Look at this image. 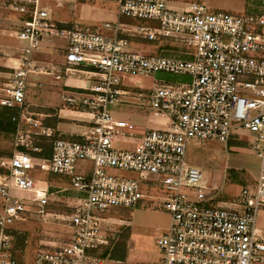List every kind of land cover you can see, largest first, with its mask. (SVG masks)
Listing matches in <instances>:
<instances>
[{
	"label": "built area",
	"instance_id": "built-area-1",
	"mask_svg": "<svg viewBox=\"0 0 264 264\" xmlns=\"http://www.w3.org/2000/svg\"><path fill=\"white\" fill-rule=\"evenodd\" d=\"M115 1L119 23L99 29L55 23L40 0L11 5L27 19L17 36L24 44L21 65L0 99V105L16 109L12 121L17 125L15 154L0 157V169L7 171L0 176L1 250L11 248L10 228L25 221V214L44 221L51 215L48 189L38 188L29 174L39 170L68 179L83 196L58 218L70 229L67 240L43 244L34 264H109L117 234L102 230L104 217L138 206L143 188L156 185L167 190L164 208L172 217L169 231L158 241L161 264H264L259 224L264 211V15L216 12L206 0L187 3L184 11L172 10L169 0ZM56 39L64 42L58 50L66 71L90 74L94 80L66 99L68 106L90 114L86 132L59 135L47 161L30 152L41 151L34 145L39 137L55 138V133L45 127L44 115L30 110L26 92L33 76L54 75L37 65L34 56ZM133 41L170 42L186 50L146 55L131 49ZM160 74L190 78L188 84L152 91L153 114L166 121L164 129L138 131L135 124L113 116L112 109L131 94L129 78ZM240 130L252 136L253 151L262 161L258 182L243 188L239 202L218 207L203 171L188 162V150L203 141L244 142ZM130 141L137 142L134 149L116 147ZM12 187L36 197L12 195ZM0 264L23 263L0 255Z\"/></svg>",
	"mask_w": 264,
	"mask_h": 264
},
{
	"label": "rangeland",
	"instance_id": "rangeland-1",
	"mask_svg": "<svg viewBox=\"0 0 264 264\" xmlns=\"http://www.w3.org/2000/svg\"><path fill=\"white\" fill-rule=\"evenodd\" d=\"M197 1L202 2L204 0H169L168 6L172 10L184 11L187 3ZM206 1L216 12H226L238 16L264 15L263 0ZM40 3L41 7L48 9L55 23H78L82 26H92L94 29H99L106 23L113 25L119 23V5L115 0H40ZM122 21L132 23V21L125 18ZM161 43L133 41L131 49L140 50L146 55H155L159 53L164 42ZM63 45L64 42L57 39L48 43V46L44 45L40 52L34 56L36 62L45 67L49 58L52 57L51 53L64 56L58 50ZM176 50L184 51L186 48L179 46ZM60 72L62 75L60 81L49 77L44 88H39L35 84L29 86L26 98L39 106L58 108L63 118L59 125L61 131L81 133L84 131L83 127L86 122L90 119V114L68 106L66 99L71 96L69 92L73 93L75 90H66L64 83L69 76L74 78H82L83 76L75 73L66 74L63 70ZM88 79L94 80L93 77H88ZM127 84L131 94L124 98L125 104L112 109L113 116L118 120L135 124L138 131L164 129L166 121L154 116L150 97L152 91L165 87V84L158 82L156 75L129 78ZM74 98L80 99L79 95L74 96ZM31 131L36 133L38 129L33 127ZM138 131L136 134L139 133ZM239 134L244 139L242 145L239 146L223 144L218 141H203L200 144L192 143L188 150V162L203 171L212 188L209 194L218 207H228L233 202H239L243 188L245 186L254 187L258 182L262 161L253 151V138L243 130H240ZM6 136L3 137L0 143V150L8 152L10 155L14 152V139L12 136ZM36 141H39V139ZM136 145L137 142L130 141L124 145L118 144L116 147L120 148L122 146L125 150H131ZM233 171L240 173L242 179L237 181L234 177H231ZM29 174L35 180L49 179L53 176L39 170L30 171ZM61 189L66 191V200H68H64L65 204H62L64 207L62 206L61 213L64 215L71 210L72 202L70 199L74 198L73 193L78 192L69 183L65 184L64 187L62 185ZM143 192L144 201L141 204L120 212L108 213L101 223L104 232L112 235L117 234L116 255L109 264H161L162 262L163 253L158 241L169 231L172 223L171 214L164 208L168 192L158 185L144 187ZM32 197L26 195L28 200ZM259 215L260 224L261 217H264V211H261ZM32 224L38 226L35 221ZM62 229L63 231L59 233L63 236L65 234L70 235L69 228ZM32 263L34 264L33 260Z\"/></svg>",
	"mask_w": 264,
	"mask_h": 264
},
{
	"label": "crops",
	"instance_id": "crops-1",
	"mask_svg": "<svg viewBox=\"0 0 264 264\" xmlns=\"http://www.w3.org/2000/svg\"><path fill=\"white\" fill-rule=\"evenodd\" d=\"M13 1L15 0H0V99L4 96V91L10 82L11 74L14 72L15 69L19 68L21 65V57H20L19 51L21 47L24 46V44L18 40L17 36H18V33L23 28L24 22L27 19V16L17 13L13 10V8L11 7ZM18 1H23V0H18ZM137 42H141V41H137ZM58 55L59 54L51 53L52 57L49 56L50 58L48 62L46 63L45 67L42 65H39L36 62L37 65L44 67L47 70H53L54 75L33 76L30 81V86H32V84L33 85L35 84L39 88H44L47 85V82H48L47 80L49 77L56 78V75H61L60 71L63 70L66 74L75 73V74H79L83 76L82 78H78V77L74 78V77L69 76L66 82L64 83V87L66 90L77 91V90H80L86 87L90 81L88 77H91V75L82 73L80 71L67 72L65 67L63 66L64 56H58ZM56 80L60 81L62 80V77L61 79L56 78ZM157 81L165 84V86H168V85L176 86L177 85L176 83L188 84L190 82V78L186 76L182 77V76H174V75H168V74H160L157 76ZM26 101L30 105V110L32 112L44 115L46 117V118H43V123L45 127L51 128L54 132L55 131L58 132L59 135H63L66 137H70V136L76 137V136L82 135L84 131L86 130L87 122L85 126L83 127L84 131H82L81 133L63 132L59 129V125L63 121V118L61 117L60 112L58 111V108L49 107V106H41V105L39 106L38 104H34L33 102L28 101L27 98H26ZM46 123H50L53 126H47ZM16 133H17V130H16ZM16 133L13 135H8V136H12L14 139V152L10 153L9 155L8 152L0 150L1 158L12 157L15 154L16 152V146H15ZM140 135L141 134L139 133L138 136L141 137ZM4 136L7 137L4 134L0 135V143L2 142V139ZM87 167H90V165H87ZM6 175H7V171L4 169H0V176L5 177ZM35 181L37 183L38 188L48 189V196L50 198V205H49V210L51 213L50 217L48 218V220L44 221L40 219L37 215L29 214V213L25 214L26 216L25 221H17L10 228L9 234L12 237L11 248L7 250L6 249L1 250V247H0L1 257L8 255L14 259L19 260L23 264H31L32 260L34 262L37 252L41 249L46 248L43 244H46L49 242L66 241L68 238L66 234H65L66 236L65 235L63 236V234L59 232L63 231L62 228L68 229L69 227L66 226L64 223H62V221L58 219L60 216L63 215L61 213V209H62V206L64 207V205L62 204H65L64 200L67 199L66 198L67 196L65 193L66 191L61 188H62V185L64 187V185L68 183V179L62 178L59 176L56 177V175H53L52 177H49V179L46 178V179H40V180H35ZM11 194L27 199L26 198L27 194L19 191L15 187L11 188ZM28 195H31V197L33 195L32 199L36 197V193L28 194ZM73 196L74 198L70 199L72 202L71 206L75 205L78 199L81 198L83 195L79 193H76V194L73 193ZM58 204H59V207H58ZM214 204L215 203L213 201V205ZM2 206H3V198L0 194V207ZM34 221H35V224L38 226H33L32 223ZM260 227L264 229V217H261ZM69 230L70 229H68V232H70ZM15 232L26 234L27 235L26 240L24 242L17 241L13 236V233ZM1 235L2 234L0 231V239H1Z\"/></svg>",
	"mask_w": 264,
	"mask_h": 264
},
{
	"label": "trees",
	"instance_id": "trees-1",
	"mask_svg": "<svg viewBox=\"0 0 264 264\" xmlns=\"http://www.w3.org/2000/svg\"><path fill=\"white\" fill-rule=\"evenodd\" d=\"M162 44V43H161ZM179 45H175L170 42H164L161 49H169V50H176ZM16 114V109L8 108L5 106L0 105V135H13L16 133V124L12 121L13 116ZM47 126H53L50 123H46ZM56 125V124H55ZM54 125V127H55ZM55 133V138H48V137H39V141L35 142V146L40 148V152H30V154L37 158H42L44 160H51L53 155V144L54 141L59 138L58 132ZM228 144L232 145H242V142H236L231 140ZM28 152V151H27ZM12 156V155H11ZM231 177H234L235 180L239 181L242 179V175L236 171H233ZM242 182V180H241ZM14 238L19 242H24L27 238L26 234L15 232L13 233ZM117 248L115 247L114 251L112 252V257L116 255Z\"/></svg>",
	"mask_w": 264,
	"mask_h": 264
}]
</instances>
